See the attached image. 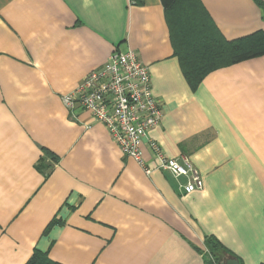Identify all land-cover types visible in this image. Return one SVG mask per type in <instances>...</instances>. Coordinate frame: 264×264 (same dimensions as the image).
Returning <instances> with one entry per match:
<instances>
[{"label":"crops","instance_id":"obj_1","mask_svg":"<svg viewBox=\"0 0 264 264\" xmlns=\"http://www.w3.org/2000/svg\"><path fill=\"white\" fill-rule=\"evenodd\" d=\"M235 40L264 31V0H200ZM115 48L148 66L161 123L150 131L204 181L183 194L147 174L63 95ZM264 264V55L199 83L176 53L162 0H0V264ZM228 249V250H225Z\"/></svg>","mask_w":264,"mask_h":264},{"label":"built area","instance_id":"obj_2","mask_svg":"<svg viewBox=\"0 0 264 264\" xmlns=\"http://www.w3.org/2000/svg\"><path fill=\"white\" fill-rule=\"evenodd\" d=\"M63 101L73 113L77 108L88 111L102 123L124 155L136 160L149 174L142 147L148 144L155 169L172 174L183 194L202 190L204 181L197 167L187 157L172 158L162 145L150 136L163 117L162 103L154 95L148 66L133 49L115 48L106 64L87 73L78 87Z\"/></svg>","mask_w":264,"mask_h":264},{"label":"trees","instance_id":"obj_3","mask_svg":"<svg viewBox=\"0 0 264 264\" xmlns=\"http://www.w3.org/2000/svg\"><path fill=\"white\" fill-rule=\"evenodd\" d=\"M177 55L187 77L199 83L210 72L264 55V31L227 40L217 28L200 0H162ZM183 31L179 39L175 27ZM205 257L209 264L219 260L218 242L206 238ZM228 250V249H225ZM229 251V250H228ZM26 264H59L46 254L35 253Z\"/></svg>","mask_w":264,"mask_h":264},{"label":"water","instance_id":"obj_4","mask_svg":"<svg viewBox=\"0 0 264 264\" xmlns=\"http://www.w3.org/2000/svg\"><path fill=\"white\" fill-rule=\"evenodd\" d=\"M223 264H240L239 260L234 257L227 258Z\"/></svg>","mask_w":264,"mask_h":264},{"label":"rangeland","instance_id":"obj_5","mask_svg":"<svg viewBox=\"0 0 264 264\" xmlns=\"http://www.w3.org/2000/svg\"><path fill=\"white\" fill-rule=\"evenodd\" d=\"M178 29H179V28L177 27V22H176V27H175L174 30H175V33H177V35L179 36V39H180V38L183 37V36H181V35H183V34H182L183 31H181V30L179 31Z\"/></svg>","mask_w":264,"mask_h":264}]
</instances>
